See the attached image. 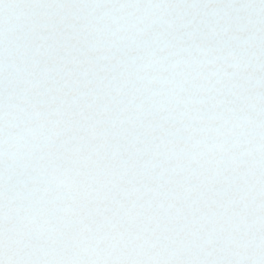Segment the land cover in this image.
Wrapping results in <instances>:
<instances>
[{"label": "snow or ice", "instance_id": "6c2138e0", "mask_svg": "<svg viewBox=\"0 0 264 264\" xmlns=\"http://www.w3.org/2000/svg\"><path fill=\"white\" fill-rule=\"evenodd\" d=\"M0 264H264V0H0Z\"/></svg>", "mask_w": 264, "mask_h": 264}]
</instances>
